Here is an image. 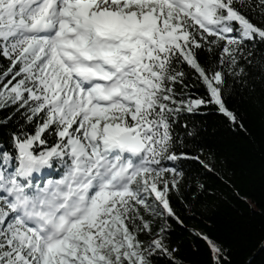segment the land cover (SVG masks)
Instances as JSON below:
<instances>
[{"label":"snow or ice","instance_id":"snow-or-ice-1","mask_svg":"<svg viewBox=\"0 0 264 264\" xmlns=\"http://www.w3.org/2000/svg\"><path fill=\"white\" fill-rule=\"evenodd\" d=\"M264 93V0H0V264H184L211 193L188 117ZM187 192V199H186Z\"/></svg>","mask_w":264,"mask_h":264},{"label":"trees","instance_id":"trees-1","mask_svg":"<svg viewBox=\"0 0 264 264\" xmlns=\"http://www.w3.org/2000/svg\"><path fill=\"white\" fill-rule=\"evenodd\" d=\"M229 107L243 118L247 131L233 127L227 117L213 109L188 117L189 127L198 135L187 141L188 150L203 148L202 158L215 169L189 162V175L198 177L213 194L188 200L190 207L175 198L173 203L189 229L208 234L228 249L232 264H264V93L234 90ZM187 199V192H186ZM179 241L184 264H210L205 241L186 229L172 233Z\"/></svg>","mask_w":264,"mask_h":264}]
</instances>
